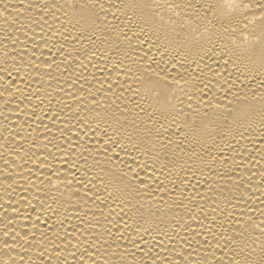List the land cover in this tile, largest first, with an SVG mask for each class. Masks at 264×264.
<instances>
[{
  "label": "bare ground",
  "instance_id": "obj_1",
  "mask_svg": "<svg viewBox=\"0 0 264 264\" xmlns=\"http://www.w3.org/2000/svg\"><path fill=\"white\" fill-rule=\"evenodd\" d=\"M264 0H0V264H261Z\"/></svg>",
  "mask_w": 264,
  "mask_h": 264
},
{
  "label": "snow or ice",
  "instance_id": "obj_2",
  "mask_svg": "<svg viewBox=\"0 0 264 264\" xmlns=\"http://www.w3.org/2000/svg\"><path fill=\"white\" fill-rule=\"evenodd\" d=\"M259 6H260L261 8H264V3H261ZM261 264H264V260L261 261Z\"/></svg>",
  "mask_w": 264,
  "mask_h": 264
}]
</instances>
